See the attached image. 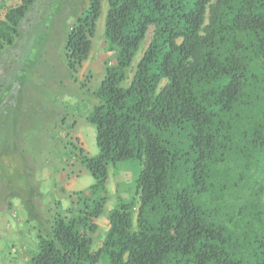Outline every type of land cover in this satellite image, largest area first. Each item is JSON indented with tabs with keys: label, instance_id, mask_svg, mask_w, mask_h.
<instances>
[{
	"label": "trees",
	"instance_id": "16d2710c",
	"mask_svg": "<svg viewBox=\"0 0 264 264\" xmlns=\"http://www.w3.org/2000/svg\"><path fill=\"white\" fill-rule=\"evenodd\" d=\"M36 1L0 21V58ZM105 2L114 59L87 118L99 153L74 144L94 183L43 227L27 263L264 264V0H90L66 39L71 78ZM130 161L135 197L107 212L109 169Z\"/></svg>",
	"mask_w": 264,
	"mask_h": 264
},
{
	"label": "rangeland",
	"instance_id": "374dc122",
	"mask_svg": "<svg viewBox=\"0 0 264 264\" xmlns=\"http://www.w3.org/2000/svg\"><path fill=\"white\" fill-rule=\"evenodd\" d=\"M18 3L21 0H0V21ZM89 3L37 0L14 45L6 46L0 58V264H24L23 257L36 250L43 227L50 226L57 214L65 215L77 201L75 193L94 183L74 144L89 156L99 153L96 129L87 118L98 103L94 92L103 80L105 63L114 59L104 39L106 2L93 52L74 78L65 56L74 16ZM139 170L137 161L110 167L107 212L120 199L135 197ZM96 223L94 250L102 246L109 229L106 215Z\"/></svg>",
	"mask_w": 264,
	"mask_h": 264
},
{
	"label": "crops",
	"instance_id": "0c3cea01",
	"mask_svg": "<svg viewBox=\"0 0 264 264\" xmlns=\"http://www.w3.org/2000/svg\"><path fill=\"white\" fill-rule=\"evenodd\" d=\"M7 1H9V0H7ZM18 5H20V3H18ZM17 5V6H18ZM16 7V6H15ZM12 8V7H11ZM5 15H6V13H5ZM5 19V18H4ZM49 174V175H48ZM50 175H52L53 176V174H52V172L51 173H49V171H48V173H47V178L48 179H51V176ZM45 179H46V176L44 177ZM21 202V201H20ZM22 203V202H21ZM6 208H8V211H12L11 209H12V207L10 206V203H8V205L6 206ZM24 211H25V209H22V212H23V214H24ZM21 233V232H20ZM24 258V261H25V263H27L26 261H27V259L29 258V255L28 254H26L25 255V257H23ZM24 263V264H25ZM8 264H19V263H16V262H9Z\"/></svg>",
	"mask_w": 264,
	"mask_h": 264
}]
</instances>
